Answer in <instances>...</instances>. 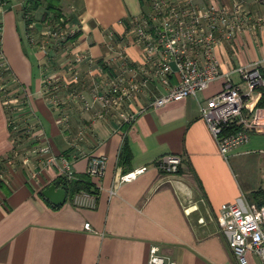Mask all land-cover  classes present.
I'll use <instances>...</instances> for the list:
<instances>
[{"label":"crops","instance_id":"0c3cea01","mask_svg":"<svg viewBox=\"0 0 264 264\" xmlns=\"http://www.w3.org/2000/svg\"><path fill=\"white\" fill-rule=\"evenodd\" d=\"M56 1L59 22L47 0H39L29 26L27 0L0 5V50L8 60L7 76L0 72V161L8 159L0 187V264H147L154 246L158 256L176 264H240L216 217L223 203L264 201V129L225 157L199 102L220 91L227 77L239 82L240 66L260 61L264 72V22L215 47L225 75L196 96L152 107L150 101L167 88L149 80L121 106L103 108L93 96L107 92L109 81L123 76V86L141 84L151 76L128 32L146 2ZM234 1L196 3L230 8ZM243 1L251 15L264 17V0ZM56 26L68 29L66 37L47 35ZM75 32V39L66 40ZM121 48L125 58L119 60ZM121 111L135 118L125 122ZM124 145L126 162L120 158ZM166 154L181 158L176 173L157 168ZM99 155L106 165L100 177H92L94 207L67 196L53 205L42 195L62 177V158L76 176L87 173L90 158ZM142 166L143 173L121 181ZM247 258L261 264L254 254Z\"/></svg>","mask_w":264,"mask_h":264},{"label":"built area","instance_id":"2783aa9c","mask_svg":"<svg viewBox=\"0 0 264 264\" xmlns=\"http://www.w3.org/2000/svg\"><path fill=\"white\" fill-rule=\"evenodd\" d=\"M145 2L146 10L131 18L128 32L144 63L151 65V76L141 84L123 86V76L109 81L107 92L93 96V100L99 101L103 108L121 106L123 99L139 92L149 80H156L167 88L165 93L150 101L152 107L196 96L225 75L220 71L215 47L222 41L233 40L246 27L264 22L263 16L250 14L243 0H235L230 8H216L211 4L199 6L196 0ZM63 33L57 29L48 31L47 35L62 38ZM116 58H125L123 48L117 52ZM3 61L0 51L2 70L5 67ZM259 63L238 67L239 82L233 83L227 77L220 91L199 102L200 115L216 139L219 152L225 157L231 150L246 143L253 131L264 129V107H255L257 100L254 98L256 91L264 89V76ZM172 76L176 78L174 85L170 84ZM46 82L49 84V79ZM116 89L119 90L117 97H112ZM54 102H57L55 97ZM84 106L89 107L90 102L84 100ZM119 116L125 122L135 118L125 111H121ZM231 124L240 128L228 132ZM47 149V146L41 148L42 151ZM51 160L53 158L48 161ZM180 163L178 155L166 154L157 159L156 166L161 172L172 174L178 171ZM105 165L104 155L94 156L89 160L87 173L91 177H100ZM145 170L146 167L142 166L129 171L122 175L121 181H130ZM60 174L67 179L74 178L70 163L65 158L61 159ZM0 179H4L2 173ZM72 200L81 207H94L96 204V196L86 191L76 193ZM216 220L240 264H248V253L256 255L264 264V205L223 203ZM84 226L89 228V223ZM157 249L156 246L151 247L147 264H176L158 256Z\"/></svg>","mask_w":264,"mask_h":264},{"label":"trees","instance_id":"16d2710c","mask_svg":"<svg viewBox=\"0 0 264 264\" xmlns=\"http://www.w3.org/2000/svg\"><path fill=\"white\" fill-rule=\"evenodd\" d=\"M4 2V0H0V5ZM47 3L49 4L48 8L51 9L54 13L53 18L54 21L59 22V15H58V9H57V1L56 0H47ZM39 0H27L26 5L24 7V16L26 19V24L29 26L31 22H33V17H32V11L35 10V8L38 6ZM55 22V23H56ZM78 32H75L68 36L66 40H73L77 37ZM262 72V75L264 76V72ZM255 107H264V89H260V95L255 103ZM240 128L239 125L236 124H231L227 130L228 132H233L236 131ZM125 157H129V152L127 147L124 145L122 148V151L120 153V158L123 159V162L127 161V158L124 159ZM8 160V159H7ZM7 160H1L0 161V173L3 174V165L7 162ZM179 171V170H178ZM56 185L58 186H63L66 189L67 192V198L72 200L73 196L81 191H86L89 193L94 194V187L95 184L92 181V177L88 173L80 174L74 176V178L67 179L66 177L62 176L59 177L55 182ZM4 179H0V187H4ZM259 194V193H257ZM264 194V193H263ZM257 205H263L264 201H259L257 202Z\"/></svg>","mask_w":264,"mask_h":264},{"label":"water","instance_id":"95a60500","mask_svg":"<svg viewBox=\"0 0 264 264\" xmlns=\"http://www.w3.org/2000/svg\"><path fill=\"white\" fill-rule=\"evenodd\" d=\"M41 193L53 205H62L66 201L67 192L63 186L50 184Z\"/></svg>","mask_w":264,"mask_h":264},{"label":"rangeland","instance_id":"374dc122","mask_svg":"<svg viewBox=\"0 0 264 264\" xmlns=\"http://www.w3.org/2000/svg\"><path fill=\"white\" fill-rule=\"evenodd\" d=\"M57 29H58V31H62V32H64V33H63V36H64V37H66V35L69 33V32H68V29H66V27H65V28H62V27H60V26H56L54 29H50V30L52 31V30H57ZM46 37H47V36H46ZM55 37H57V36H55ZM52 38H54V37H52ZM46 39H49V38H46ZM62 40H63V39H62ZM0 51L2 52V49H1ZM3 57H4V60H5V61H8L7 58H6V55H5V52H4V51H3ZM5 61H3L4 64H5ZM0 69H1V71H2V72L0 71V72L2 73L1 76H2V77H6L7 75H6V73L4 74V70H2L1 67H0ZM10 105H11V104H10Z\"/></svg>","mask_w":264,"mask_h":264}]
</instances>
